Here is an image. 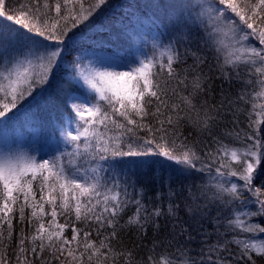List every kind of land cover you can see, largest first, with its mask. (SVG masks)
Returning a JSON list of instances; mask_svg holds the SVG:
<instances>
[{"label":"snow or ice","instance_id":"1","mask_svg":"<svg viewBox=\"0 0 264 264\" xmlns=\"http://www.w3.org/2000/svg\"><path fill=\"white\" fill-rule=\"evenodd\" d=\"M72 2L17 0L10 8L0 0V126L64 71L73 30L112 6L111 0L87 8L84 0H76L78 8L69 7ZM185 8L187 35L154 44L151 55L80 70L95 95L88 103L66 98L74 127L62 126L65 147L58 153L38 160L22 151L0 152V264H85L84 257L87 264H255L254 253L264 256V227L252 222L264 216V183H252L264 161V47L251 43L264 46V0H189ZM194 30L202 31L199 40L188 38ZM213 71L229 87L239 83L237 94L221 87L219 101L210 103ZM242 104L251 105L250 132L239 129ZM152 156L174 161L179 174L207 173L208 182L161 177L160 189L146 197L132 166ZM33 218L32 233L21 228L14 235V219L32 224ZM208 219L214 233L203 230ZM149 227L166 234L153 239L146 259L136 260L121 236L129 229L143 237ZM193 232L204 237L196 256L186 247Z\"/></svg>","mask_w":264,"mask_h":264},{"label":"trees","instance_id":"2","mask_svg":"<svg viewBox=\"0 0 264 264\" xmlns=\"http://www.w3.org/2000/svg\"><path fill=\"white\" fill-rule=\"evenodd\" d=\"M91 2H94V0H84L85 8ZM208 2L216 3L217 0H208ZM7 3L10 8L15 7L17 0H7ZM111 5V8L103 15L96 16L90 23L81 24L73 30L75 33L74 38L67 41L69 46L64 52L65 61L62 65L64 71L58 74L50 85H46L42 90H37L34 93L35 99L28 97L20 106L17 118L11 120L6 127L0 126V152L4 150L22 151L36 156L38 160L44 157L43 148L47 151L44 158L58 153L59 150L65 147L61 138L62 126L64 128L74 127V124H71L68 119L69 110L65 103L66 98L72 95L79 101L88 103L95 95V91L80 80L78 73L81 69H102L109 67V61L122 63L124 60H130L133 57H142L144 54L151 55L154 44H166L177 35L185 36L188 34V25L191 24V21L184 3H165L164 0H111ZM73 6L79 7L76 0H73L72 4L69 5V7ZM197 11L199 10L197 9ZM226 15L233 16L231 12ZM234 18L238 20V17ZM69 35H72V33H69ZM201 35H203L202 31L194 30L188 38L199 40ZM251 43L256 47H264L255 39H252ZM207 55L209 56V63L215 64L214 52L208 51ZM100 58H105L103 63L100 62ZM211 75L215 90L212 97L209 98L210 103L219 101L221 87L232 93V95H236L241 87L239 83L229 87L226 82L218 78V71H213ZM256 102L259 103L260 101L257 100ZM240 107L245 111H241L239 114V129L250 132L247 110L251 109V105L242 104ZM62 114L63 125L61 124ZM261 127L264 128V124H261ZM31 130L34 132L30 133ZM226 142H231L238 147L241 146L239 141ZM139 159L141 160L140 165L138 167L133 165L132 171L139 173V178L145 186L146 197H154L156 191L160 189L161 177L165 180L169 176L178 177L183 183L197 186L207 184L209 179L207 173H196L194 170L191 174H179L177 169L180 166L176 165L174 161L166 160L164 157L152 156ZM197 167H200L199 163H197ZM135 178L133 177V179ZM231 179L235 181L237 178L232 177ZM239 183L243 182L240 181ZM252 183L256 187H261L264 183V161H261V164L257 167ZM175 186L179 187L180 185ZM164 190L167 191L166 185ZM45 195H47V192ZM210 195L211 192H209ZM37 200H39L38 191ZM209 208L211 207L209 206ZM45 210L50 212L47 204H45ZM253 210L255 209L253 208ZM30 213L31 209L27 208L26 214L30 216ZM179 215L185 219L188 218L183 210ZM209 215L215 216V210L212 209ZM49 218L47 215L43 217L46 226ZM58 220L63 223L64 217L60 216ZM252 222L264 227V216L253 217ZM201 223L204 231L214 233V225L210 219ZM35 224V218H33L32 224H29L27 220L21 224L14 219V235L21 228L24 229L26 234L32 233L35 230ZM165 234L163 228H161L159 235H156L153 229L149 227L147 235L142 237L132 230L125 229L121 240L126 248L134 249L135 259L141 260L147 258V249L151 248L153 239L158 240ZM65 235H71L70 228L65 232ZM193 236L195 239L186 245L190 249V256H196L201 247V241L204 239L202 235L196 232H193ZM261 238L264 239V235ZM179 239L183 243L186 237H180ZM209 239L215 242L216 236L213 234ZM157 251L159 252L160 249L158 248ZM3 253L4 249L0 248V255H3ZM44 255L47 257L48 253L45 252ZM83 259L87 264L86 257ZM253 259L255 264H264V256H258L254 253Z\"/></svg>","mask_w":264,"mask_h":264},{"label":"rangeland","instance_id":"3","mask_svg":"<svg viewBox=\"0 0 264 264\" xmlns=\"http://www.w3.org/2000/svg\"><path fill=\"white\" fill-rule=\"evenodd\" d=\"M164 1H165V3L171 2V3H177V4H183V3L187 4V3H189V0H164ZM168 7L170 8V6H168ZM33 132H34L33 130L30 131V133H33ZM42 153H43V156L46 157L47 151H46L45 148H43ZM209 206L211 207V209L215 210V204L214 203H209Z\"/></svg>","mask_w":264,"mask_h":264}]
</instances>
